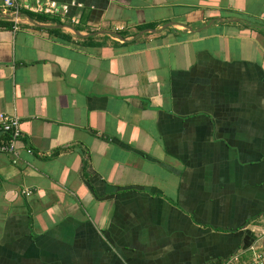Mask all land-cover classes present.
<instances>
[{
    "label": "crops",
    "instance_id": "obj_1",
    "mask_svg": "<svg viewBox=\"0 0 264 264\" xmlns=\"http://www.w3.org/2000/svg\"><path fill=\"white\" fill-rule=\"evenodd\" d=\"M1 1L0 114L22 136L17 164L0 153V264H221L253 243L264 0Z\"/></svg>",
    "mask_w": 264,
    "mask_h": 264
},
{
    "label": "built area",
    "instance_id": "obj_2",
    "mask_svg": "<svg viewBox=\"0 0 264 264\" xmlns=\"http://www.w3.org/2000/svg\"><path fill=\"white\" fill-rule=\"evenodd\" d=\"M1 8L4 13L11 12L19 14L23 5L18 0H2ZM61 9L51 1H38L32 7L36 13H43L45 15H54L60 13ZM15 22L17 19L15 18ZM22 136L21 119L16 115L0 114V153L7 154L12 158L13 164L19 162L17 144ZM24 195L29 197L32 195L30 190H24ZM256 235L253 243L245 250H241L222 261L221 264H264V223L261 224L259 230L255 231Z\"/></svg>",
    "mask_w": 264,
    "mask_h": 264
},
{
    "label": "trees",
    "instance_id": "obj_3",
    "mask_svg": "<svg viewBox=\"0 0 264 264\" xmlns=\"http://www.w3.org/2000/svg\"><path fill=\"white\" fill-rule=\"evenodd\" d=\"M253 240H254V238H253Z\"/></svg>",
    "mask_w": 264,
    "mask_h": 264
},
{
    "label": "rangeland",
    "instance_id": "obj_4",
    "mask_svg": "<svg viewBox=\"0 0 264 264\" xmlns=\"http://www.w3.org/2000/svg\"><path fill=\"white\" fill-rule=\"evenodd\" d=\"M256 233V232H255Z\"/></svg>",
    "mask_w": 264,
    "mask_h": 264
}]
</instances>
